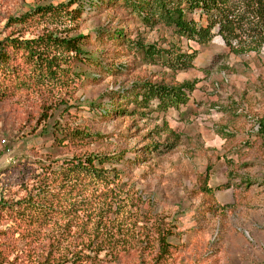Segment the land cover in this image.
Listing matches in <instances>:
<instances>
[{
  "label": "rangeland",
  "instance_id": "1",
  "mask_svg": "<svg viewBox=\"0 0 264 264\" xmlns=\"http://www.w3.org/2000/svg\"><path fill=\"white\" fill-rule=\"evenodd\" d=\"M69 1L0 0V50L18 67L0 74L6 93L0 99V264H63L73 251L95 255L83 237H103V223L129 240L123 264H264V45L233 51L215 35L201 46L164 26L150 30L123 0H98L73 22V32L86 35L87 54L64 66L57 81L33 68L23 48L9 45L51 29L47 17L14 19ZM137 40L162 48L174 43L195 58L172 67L167 59L144 57L129 42ZM146 82L193 89L179 109L159 110L157 100L135 98ZM90 152L118 155L121 189H91L83 212L36 242L28 239L8 204L34 189L40 163ZM161 222L173 234L168 254L157 261ZM140 237H151L150 247L134 248Z\"/></svg>",
  "mask_w": 264,
  "mask_h": 264
},
{
  "label": "trees",
  "instance_id": "2",
  "mask_svg": "<svg viewBox=\"0 0 264 264\" xmlns=\"http://www.w3.org/2000/svg\"><path fill=\"white\" fill-rule=\"evenodd\" d=\"M97 1L70 0L67 4L38 6L22 14L14 19L17 23L23 24L35 16L47 17L52 20L51 29L36 38L12 40L9 46L23 48L33 68H39L47 77L61 81L58 75L66 74L67 69L64 66L74 60L81 61L87 54L84 49L86 35L73 32L74 19L82 13V9L91 11ZM74 4L78 5L71 8ZM122 5L130 8L150 30L164 26L180 39L194 41L201 46L207 45L215 35H220L233 51L259 49L264 45V0H123ZM117 36L123 38L124 33L119 31ZM129 42L134 48L140 49L144 57L153 61L167 59L172 62V67L176 62H183L182 66L186 67L195 58V53L182 52L174 43L168 48H162L156 43L140 40ZM11 60L12 56L5 48L0 50L1 75L17 73L18 67L10 63ZM2 85L0 83V99L6 94ZM192 89L193 84L190 83L170 86L146 82L141 85L135 98L141 97L146 104L157 100L159 110L179 109L181 105L188 103L187 93ZM260 124L264 141V120ZM46 162L40 163L41 172L36 174L38 180L34 189L22 200L8 204L10 208L15 206V213L22 217L25 224L27 238L35 242L60 220L83 212L86 203L91 201L87 199L88 191L103 188L106 192L115 194L122 184L121 171L116 165L119 162L116 153H75L64 158L47 159ZM104 202L105 200V206ZM111 205L114 203L107 205V208H112ZM20 208L23 209L18 211ZM109 220H113L112 216ZM69 223L70 220L65 226ZM156 234L155 258L160 261L169 252L173 231L167 223L161 222L157 226ZM83 240L89 243V249H92L91 245L94 246L96 254L82 256L81 252L73 251L72 258L66 259L68 261L63 264H112L113 261L123 264L125 258L122 252L130 249L129 240L116 236L106 223H103V237H83ZM150 240L151 237H140L134 243V248H141L143 242L146 247H150ZM102 252L103 258H100Z\"/></svg>",
  "mask_w": 264,
  "mask_h": 264
}]
</instances>
